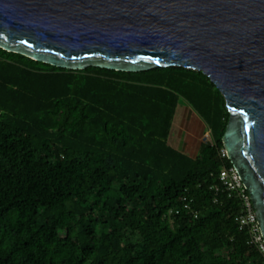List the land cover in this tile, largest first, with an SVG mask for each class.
Instances as JSON below:
<instances>
[{"label": "trees", "instance_id": "obj_1", "mask_svg": "<svg viewBox=\"0 0 264 264\" xmlns=\"http://www.w3.org/2000/svg\"><path fill=\"white\" fill-rule=\"evenodd\" d=\"M181 99L212 135L195 156L169 140ZM228 120L201 70L70 69L0 47V264H264L219 177Z\"/></svg>", "mask_w": 264, "mask_h": 264}, {"label": "water", "instance_id": "obj_2", "mask_svg": "<svg viewBox=\"0 0 264 264\" xmlns=\"http://www.w3.org/2000/svg\"><path fill=\"white\" fill-rule=\"evenodd\" d=\"M0 47L70 69L203 71L264 242V0H0Z\"/></svg>", "mask_w": 264, "mask_h": 264}, {"label": "built area", "instance_id": "obj_3", "mask_svg": "<svg viewBox=\"0 0 264 264\" xmlns=\"http://www.w3.org/2000/svg\"><path fill=\"white\" fill-rule=\"evenodd\" d=\"M206 135H207L205 136L206 141L207 140L212 141V135L209 129H207ZM221 155L227 156V151L225 148L221 150ZM219 177H220V181L222 182L226 190L233 193L235 192L237 196L241 198L242 209L239 215L236 217V220L241 224V226L243 225L249 226V229L252 233V240L258 243L259 247L262 249L264 253V242L262 235L260 233V228L253 207V203L251 201L248 190L245 184L243 183V180L238 170L233 165L228 167H223L219 173ZM183 200L184 202H186L184 206L186 208L191 209L190 202H188L185 197L183 198Z\"/></svg>", "mask_w": 264, "mask_h": 264}, {"label": "rangeland", "instance_id": "obj_4", "mask_svg": "<svg viewBox=\"0 0 264 264\" xmlns=\"http://www.w3.org/2000/svg\"><path fill=\"white\" fill-rule=\"evenodd\" d=\"M188 108L190 106L181 99L169 140L178 149H184L195 156L200 142L206 140L207 126Z\"/></svg>", "mask_w": 264, "mask_h": 264}, {"label": "crops", "instance_id": "obj_5", "mask_svg": "<svg viewBox=\"0 0 264 264\" xmlns=\"http://www.w3.org/2000/svg\"><path fill=\"white\" fill-rule=\"evenodd\" d=\"M188 109H190L200 120H202L193 110H192V108L190 107V108H188ZM203 121V120H202ZM206 129H208V128H206ZM182 150V149H181ZM182 151H185L184 149L182 150ZM185 152H187V151H185Z\"/></svg>", "mask_w": 264, "mask_h": 264}]
</instances>
